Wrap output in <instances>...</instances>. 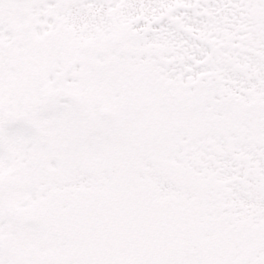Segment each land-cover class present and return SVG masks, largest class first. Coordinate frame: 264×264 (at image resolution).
Instances as JSON below:
<instances>
[{"label": "snow or ice", "instance_id": "1", "mask_svg": "<svg viewBox=\"0 0 264 264\" xmlns=\"http://www.w3.org/2000/svg\"><path fill=\"white\" fill-rule=\"evenodd\" d=\"M0 264H264V0H0Z\"/></svg>", "mask_w": 264, "mask_h": 264}]
</instances>
